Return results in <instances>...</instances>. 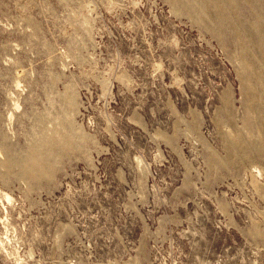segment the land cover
Listing matches in <instances>:
<instances>
[{"label": "rangeland", "instance_id": "rangeland-1", "mask_svg": "<svg viewBox=\"0 0 264 264\" xmlns=\"http://www.w3.org/2000/svg\"><path fill=\"white\" fill-rule=\"evenodd\" d=\"M0 264H264V0H0Z\"/></svg>", "mask_w": 264, "mask_h": 264}, {"label": "bare ground", "instance_id": "bare-ground-1", "mask_svg": "<svg viewBox=\"0 0 264 264\" xmlns=\"http://www.w3.org/2000/svg\"><path fill=\"white\" fill-rule=\"evenodd\" d=\"M206 1V0H203ZM38 169V164L35 159L30 158L28 159L22 167V171L27 174H34L35 171Z\"/></svg>", "mask_w": 264, "mask_h": 264}]
</instances>
